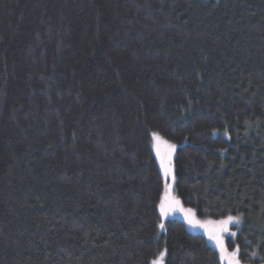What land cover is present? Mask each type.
<instances>
[{
	"label": "trees",
	"instance_id": "trees-1",
	"mask_svg": "<svg viewBox=\"0 0 264 264\" xmlns=\"http://www.w3.org/2000/svg\"><path fill=\"white\" fill-rule=\"evenodd\" d=\"M154 132L182 204L264 263V0H0V264H222L159 227Z\"/></svg>",
	"mask_w": 264,
	"mask_h": 264
},
{
	"label": "rangeland",
	"instance_id": "rangeland-1",
	"mask_svg": "<svg viewBox=\"0 0 264 264\" xmlns=\"http://www.w3.org/2000/svg\"><path fill=\"white\" fill-rule=\"evenodd\" d=\"M154 133L158 134L159 139L153 136L152 147H153V151L158 161L159 168H160V171L163 177V191H162V195L159 201V212H160V216L163 221L162 223H164L166 220H169V219H174V218L182 219L186 223L187 229L190 232L201 234L206 238L209 245L212 246L218 252V255H219V258L222 264H231L230 253L235 251L236 248L233 249L228 246L227 238L233 233H236V231L240 228V226L243 223L242 217L233 216V217H239L240 223L236 224L235 222H233L232 224L228 225L227 231L221 232L220 231L221 226L218 223L221 220L199 218L198 215L196 214V211L193 208L183 205L180 199L175 194V191H174L175 180L173 181L172 179V175L175 176L173 165H172V161L175 156V150L174 151L170 150L169 145H175V144H173L167 137L163 136L160 132H154ZM170 151H171L172 171H171V174H169L166 177L165 176V166L168 164V153ZM177 201L179 203H176ZM161 202H164L165 204V208L167 211L166 216L161 214V210H160ZM190 220L192 221L191 223L189 222ZM213 236H219L222 239L225 251L223 252L221 251V248L217 244V241L212 238ZM158 259H159V256L155 258V260H158ZM238 259H239V256H238ZM162 264H163V260H162ZM240 264H245V263L241 262L240 260ZM261 264H264V263H261Z\"/></svg>",
	"mask_w": 264,
	"mask_h": 264
},
{
	"label": "snow or ice",
	"instance_id": "snow-or-ice-1",
	"mask_svg": "<svg viewBox=\"0 0 264 264\" xmlns=\"http://www.w3.org/2000/svg\"><path fill=\"white\" fill-rule=\"evenodd\" d=\"M153 136L157 139H159V136L157 133H153ZM176 145H169L170 150L174 151L175 150ZM172 168H171V151L168 153V164L165 166V176L167 177L169 174H171ZM172 179L173 181L175 180V176L172 175ZM176 203H179L178 201ZM160 210H161V214L166 216L167 215V211L165 208V204L164 202H161V206H160ZM191 211V210H189ZM190 223L192 222L191 220L189 221ZM233 222H235L236 224L240 223V218L239 217H233L231 215H229L226 219L219 221V225L221 226L220 231L224 232L228 230V225L232 224ZM160 228H163L164 225L163 223H161L159 225ZM232 235H235V233H233ZM213 239H215L217 241V244L220 246L221 251H225L224 249V245H223V241L219 236H213ZM238 253H239V248H237L235 251L230 253V257H231V264H240V260L238 259ZM164 252H161L159 254V259L158 260H154L152 262V264H162V260L164 257ZM252 255H256V253H252Z\"/></svg>",
	"mask_w": 264,
	"mask_h": 264
}]
</instances>
